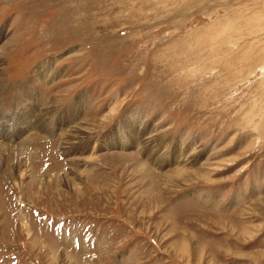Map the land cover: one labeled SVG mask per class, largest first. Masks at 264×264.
Here are the masks:
<instances>
[{"label":"rangeland","instance_id":"374dc122","mask_svg":"<svg viewBox=\"0 0 264 264\" xmlns=\"http://www.w3.org/2000/svg\"><path fill=\"white\" fill-rule=\"evenodd\" d=\"M0 155V264H264V0H0Z\"/></svg>","mask_w":264,"mask_h":264},{"label":"bare ground","instance_id":"6f19581e","mask_svg":"<svg viewBox=\"0 0 264 264\" xmlns=\"http://www.w3.org/2000/svg\"><path fill=\"white\" fill-rule=\"evenodd\" d=\"M83 130V127L82 126H79V127H77L76 129H75V131L74 132H72L71 134H70V136L69 137H67L66 138V143H69V144H71L70 142H73L77 137H79V134H80V132ZM34 134V133H33ZM82 134V133H81ZM37 137V136H36ZM7 139V138H6ZM32 139H28V140H24V141H31ZM24 141H22L23 142V146L26 148L27 147V144H24ZM22 145V144H21ZM30 146H32L31 144H30ZM38 146V145H37ZM24 147H23V149H24ZM28 148V147H27ZM26 148V149H27ZM13 150H15V149H13ZM16 151H18L17 149H16ZM26 151V150H25ZM71 151H72V149H71ZM22 152V151H21ZM25 153V152H24ZM20 154V153H19ZM3 155V154H2ZM35 156V155H34ZM32 157V156H31ZM1 159H2V156L0 155V161H1ZM31 168V167H30ZM144 168V167H143ZM34 170V169H33ZM32 170V171H33ZM144 170H146V168L144 169ZM29 171V170H28ZM31 171V172H32ZM146 171H148V170H146ZM142 172V171H141ZM23 173V172H22ZM147 173V172H146ZM29 174V173H28ZM32 174V173H31ZM36 179V178H35ZM27 224V223H26ZM27 227H30L29 225H26ZM30 230V229H29ZM30 232H32V231H30ZM56 250V249H55ZM53 257V256H52ZM65 257V256H64ZM57 262V261H56Z\"/></svg>","mask_w":264,"mask_h":264},{"label":"crops","instance_id":"0c3cea01","mask_svg":"<svg viewBox=\"0 0 264 264\" xmlns=\"http://www.w3.org/2000/svg\"><path fill=\"white\" fill-rule=\"evenodd\" d=\"M25 96H26V98H28L29 95L27 94V95H25ZM31 142H32V141H27V142L24 141V144H27V147H28V148L26 147L27 149H26L25 147H24V149H23V143H21L22 145L20 144V145L18 146V151H19V153L22 154V153L28 151V150L30 149V147H31V146H30ZM13 149H15L14 151H16V148H13ZM25 150H26V151H25ZM21 151H22V152H21ZM30 156H31V155H30Z\"/></svg>","mask_w":264,"mask_h":264}]
</instances>
